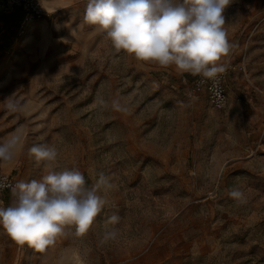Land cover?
I'll use <instances>...</instances> for the list:
<instances>
[{
	"label": "rangeland",
	"instance_id": "374dc122",
	"mask_svg": "<svg viewBox=\"0 0 264 264\" xmlns=\"http://www.w3.org/2000/svg\"><path fill=\"white\" fill-rule=\"evenodd\" d=\"M9 1L0 0V140L24 143L0 171L40 179L27 150L48 143L59 152L55 170L78 168L89 187L103 173L113 187L86 234L70 226L43 253L0 225V264H264V0L225 10L233 47L221 61L222 109L205 90L189 94L195 76L116 53L83 23L86 0H38L31 21ZM234 187L246 204L228 195ZM113 227L117 237L101 243Z\"/></svg>",
	"mask_w": 264,
	"mask_h": 264
},
{
	"label": "clouds",
	"instance_id": "9594fccd",
	"mask_svg": "<svg viewBox=\"0 0 264 264\" xmlns=\"http://www.w3.org/2000/svg\"><path fill=\"white\" fill-rule=\"evenodd\" d=\"M232 0H86L83 23L95 26L110 40L116 53L122 50L136 60L169 67L179 75L200 76L203 81H216L226 71L221 61L233 45L225 27V10ZM101 106L107 102L98 97ZM115 111L126 112L119 99H113ZM10 111H23L18 103H9ZM23 137L12 134L0 140V164L12 163ZM27 155L37 167H43L40 179L18 181L9 187L14 197L8 207H0V225L19 246L43 253L57 239L67 236L74 226V235L86 234L97 215L105 207L104 195L113 184L103 174L90 187L78 169L57 171L59 156L54 144L31 146ZM228 195L238 204L247 203L244 191L234 187ZM118 215L106 222L116 225ZM118 230H106L100 240L105 243L117 237Z\"/></svg>",
	"mask_w": 264,
	"mask_h": 264
},
{
	"label": "built area",
	"instance_id": "2783aa9c",
	"mask_svg": "<svg viewBox=\"0 0 264 264\" xmlns=\"http://www.w3.org/2000/svg\"><path fill=\"white\" fill-rule=\"evenodd\" d=\"M9 2L15 6L24 8L25 21H31L41 16L42 10L38 0H10ZM228 74L229 68L226 67V71L220 74L216 81H203L200 76H195L188 84V92L192 95L201 90H205L211 104L216 108L222 109L227 103L226 88ZM18 181L19 180L16 177L0 171V183L12 185ZM13 199L14 197L12 196L9 187L0 188V207H5L7 201L12 203Z\"/></svg>",
	"mask_w": 264,
	"mask_h": 264
}]
</instances>
